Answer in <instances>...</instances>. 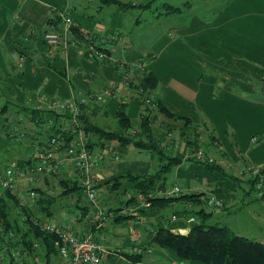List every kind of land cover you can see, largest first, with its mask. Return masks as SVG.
<instances>
[{
    "label": "crops",
    "instance_id": "crops-1",
    "mask_svg": "<svg viewBox=\"0 0 264 264\" xmlns=\"http://www.w3.org/2000/svg\"><path fill=\"white\" fill-rule=\"evenodd\" d=\"M201 8L208 12V16L197 15ZM183 9L190 14L188 22H164L168 29L162 36L146 42L149 34L143 31V22L138 17L128 16L132 9L102 6L99 0H0V107L6 104L13 108L11 112L7 108L3 118L8 121L4 128L0 127L4 134L0 137V147L7 149L4 154L0 153V169L31 158L47 140L48 131L43 125H34L31 115L22 111L23 107L30 109L39 96L68 102L84 92H102L121 81L119 64L147 58L146 69L158 82L151 96L170 113L188 118L198 127L207 125L212 128L216 140L211 142V148L223 157L218 163L220 173H203L207 178L204 185L217 189L224 186L226 191H222L230 194L236 187L249 192L246 180L238 175L239 168L244 164L264 166V0H190ZM52 16L60 18L57 31L66 30L64 16L72 20V28L79 33L104 38L109 46L108 54L115 63L89 60L82 40H77L78 34L72 32V28L71 35L66 36L68 46H48L43 37L52 31L47 26V20ZM153 18L159 21L172 17L158 15L157 11ZM112 36L117 39L110 40ZM21 58H24L23 62ZM130 94L119 84L105 104L88 108L91 120L100 110L105 114L104 108H107L112 113L121 104L131 120L138 118L142 109ZM257 95L255 100L249 98ZM192 106H196L202 116L195 114ZM20 116L26 118L18 125ZM14 126H19L24 135L21 141H13V144L8 134ZM227 128L235 135V141L230 138L231 143L223 137ZM26 138L31 141H25ZM252 138L256 141L252 142ZM9 142L10 145L5 146ZM176 143L174 156L182 161L172 170V184L193 170L183 157L188 148L182 150L181 142L177 140ZM131 165L135 166L134 163ZM100 171L107 177L124 173L109 164ZM198 186L179 188L182 193H201ZM129 188L128 184L116 191L102 187L99 203L109 208L126 207V201L131 199L127 197ZM3 193L0 190V198ZM79 196L76 200L74 196L62 198V207H67L71 199L74 210L86 214L89 204L86 200L81 204ZM182 206V202L173 201L167 206L137 211L135 217L106 223L99 230L89 229L81 221L73 225V229L77 232L94 231L105 247L114 251L102 256L103 264H201L179 260L170 250L147 244L161 224L173 233L186 231L188 224L184 217L177 215L178 219L171 221L175 212H183ZM167 209H170L169 217H166ZM34 211L45 221L59 216V222H62L65 214L68 215L67 211L58 215L51 209L52 215L47 217L36 208ZM135 220L139 223L135 224ZM138 245L153 252L151 255L142 254L133 262L128 257ZM2 251L0 245V256Z\"/></svg>",
    "mask_w": 264,
    "mask_h": 264
},
{
    "label": "built area",
    "instance_id": "built-area-1",
    "mask_svg": "<svg viewBox=\"0 0 264 264\" xmlns=\"http://www.w3.org/2000/svg\"><path fill=\"white\" fill-rule=\"evenodd\" d=\"M62 19L66 26L65 31H50L44 34L43 39L48 46L69 45V38L66 39V36L67 34L71 35L73 22L70 18L64 16H62ZM115 39H117L116 36H112L110 40L113 41ZM81 40L84 52L89 60L98 63H115L108 54L109 46L104 38L89 33L85 34ZM76 42L74 41L73 43ZM20 61L23 62L24 58H21ZM147 61V58H141L126 64H119L118 66L121 68L122 73L121 81L111 88L104 89L102 92L94 94L84 92L78 98H72L68 102L39 96L37 103L30 109L54 112L60 117L44 120L43 126L48 131L47 140L42 148L33 154V162L21 166L18 164L15 166L5 165L0 169V190L3 192L8 191L14 195L17 200L16 208L20 219L24 222L30 221L41 232L50 234L53 237L52 244L57 249L58 260L50 264H103L102 256L114 251H110L105 247L94 231L77 232L73 229V225L81 221L86 227H90L89 229L99 230L106 223L115 222L118 218L135 217L137 211L144 212L152 209V203L143 196L138 197L129 206L126 205V207L121 208H109L99 203L100 189L113 176L107 177L100 170L103 166L105 167L110 163H118L120 156L110 146H106L104 149L91 148V136L84 131L79 120L82 107L88 109L94 105L105 104L106 100L119 88V84L125 87L127 94H130L129 90H131L132 83L136 82L143 72L147 70ZM141 94L142 90L139 88L130 95L138 99ZM144 98L143 101L146 106L155 107L149 99ZM145 114L142 109L139 116H144ZM25 118L20 116L18 125L23 123ZM23 135L19 131V126H14L9 137L12 141L19 142ZM255 141L256 138H252V142ZM184 157L185 159L193 158L199 163L212 164L214 162V159L209 157L202 147H198L193 151L191 149L186 150ZM1 162L0 156V164ZM238 175L251 182L256 199L264 200L263 165L244 164L239 168ZM58 177L61 178L60 180H69L79 187V197L85 198L89 204V211L86 214L82 215L78 210H74V213L70 217L62 219V222H54L52 219L45 221L41 215L34 211L35 203L40 193L48 197H55L54 194L57 193L59 188L55 187L53 180ZM60 184L59 181V186ZM181 194V189L174 186L165 192H158L154 197L176 198ZM127 197L131 198L130 192ZM201 202L204 207L214 211H221L225 207V203L213 193L203 195ZM25 209H32L30 218L24 213ZM181 210L188 213L192 210V205L183 203ZM186 215L187 218L185 219L189 228V225L196 221V217L192 214ZM177 219L176 214L171 216V221H176ZM136 220L134 223L138 224L139 221ZM24 222H20V224H24ZM188 228L180 233L187 234ZM12 237H14L13 234L9 233L4 239L7 240ZM28 242L30 249L24 246L12 248L0 242L3 251L7 252V255L4 256L2 254L0 259L2 261L7 260L9 264H48L44 257L46 247L43 241L30 236ZM151 252L150 248L146 247L144 249L141 245H138L133 248L130 255L141 256Z\"/></svg>",
    "mask_w": 264,
    "mask_h": 264
},
{
    "label": "trees",
    "instance_id": "trees-1",
    "mask_svg": "<svg viewBox=\"0 0 264 264\" xmlns=\"http://www.w3.org/2000/svg\"><path fill=\"white\" fill-rule=\"evenodd\" d=\"M102 6L117 5L125 7L126 10L133 8H140L142 10H150L151 3L155 0H149L147 3L140 4H125L120 0H99ZM128 7V8H127ZM186 11L180 7L170 4H163L161 9L158 10V15L162 16H179ZM60 18L58 16H52L47 20V26L52 28V31L59 30ZM72 32L77 35V40H81L84 34L79 33L76 28H72ZM157 79L152 72L145 71L132 83L131 90L136 92L141 88L142 94L139 95V104L146 113L144 116H139L137 126L134 127L133 121L123 110L124 104L116 108L114 117L117 121V126L114 131L105 129L93 123L90 114L85 107H82V112L79 117L80 124L84 131L90 134V147L101 148L106 147L104 141L116 142L121 147L132 146L139 152L142 150L147 151L148 154L154 153L159 164L158 169L153 172L145 173H132L130 171L124 172L121 175L111 176L104 184L103 187H107L109 191L119 190L123 185H130L129 192L131 193V199H128L125 205H130L140 196L148 199L152 203V209L159 205L167 206L173 201H180L182 203H189L192 205V210L188 213L175 212L178 217L187 218L186 214H192L196 217V221L191 223L186 235L180 233H173L169 228L163 224L159 225L154 233L150 236L148 244L155 245L161 249L170 250L179 260L198 262L201 264H264V240L263 242L251 241L239 235H236L227 226H220L217 224H210L209 218L211 212L207 211L201 202L202 193H182L176 198H160L154 197L158 192H165L169 190L168 175L172 173L173 168L180 165L182 159L168 154L165 152L166 146L161 145V137L156 139L155 130L156 122L158 120L161 126L170 132L175 128L171 123L180 122L182 124V130L179 133V139L184 140V145L190 149L197 147V141L199 136L198 126L192 124V122L185 117L174 115L170 113L157 99L151 95L157 87ZM149 99L155 107L146 106L143 98ZM143 96V98H142ZM144 98V99H145ZM8 106L5 104L0 107V127L4 128L7 123V118H3L7 112ZM99 108H104L100 106ZM105 109V108H104ZM22 111L30 114L32 122L36 126L43 125L44 120L56 119L60 117L58 114L50 111L31 110L27 107H23ZM13 128V127H12ZM12 128L9 130L11 132ZM134 129V130H133ZM193 132L194 139H186L187 132ZM168 131V132H169ZM198 131V132H197ZM167 132V133H168ZM169 132V133H170ZM190 132L188 135H190ZM10 134V133H9ZM8 134V135H9ZM165 137V136H164ZM214 140V138H211ZM160 141V144L158 143ZM35 143V142H33ZM42 143V142H41ZM34 155L31 158L21 160L17 162L18 165H23L33 162ZM193 162V160H187ZM203 165L205 170L209 172L220 173V167L215 164L199 163ZM232 180H236L235 177H231ZM61 192L58 196L68 199L70 196H74L79 191V187L73 184L69 180H60ZM248 189L252 188L251 182L247 181ZM220 191V190H219ZM250 191V190H249ZM57 197H48L40 193L39 198L36 200V209L45 216L52 215V207L56 203ZM17 200L14 195L8 191H4L3 197L0 198V242L4 245H8L12 248H18L24 246L30 249L28 238L32 236L34 239H41L46 247L45 260L48 264L58 260L57 249L53 247V237L50 234L41 232L38 228L33 226L30 221L24 222L20 219L17 212ZM15 212V215H13ZM28 218L32 216V209H25ZM128 216L125 219H128ZM121 220L120 218L116 221ZM24 222V224H20ZM12 233L14 237H4ZM33 251V250H32ZM128 259L135 260L140 259L139 256H130Z\"/></svg>",
    "mask_w": 264,
    "mask_h": 264
},
{
    "label": "rangeland",
    "instance_id": "rangeland-1",
    "mask_svg": "<svg viewBox=\"0 0 264 264\" xmlns=\"http://www.w3.org/2000/svg\"><path fill=\"white\" fill-rule=\"evenodd\" d=\"M131 1V3L134 4H141V3H147L149 0H127ZM190 0H155L151 4L150 10H142L140 8H134L130 10L128 13V16L131 18H139L140 22H143V31L146 30V32L149 34V38L146 40H154L156 38H159L162 36V33L168 29V25H165L164 22H188L190 20V14L189 12H185L182 15H175V16H170L172 17L171 19H161L157 20L156 18H153V16L157 14V11L161 9V6L163 4H170V5H175V6H180L182 8L185 7V4L189 2ZM130 3V2H129ZM156 9H158L156 11ZM197 15L204 17L205 15L208 16V12L204 10V8H201L200 10H197ZM162 16V15H161ZM168 17V16H167ZM127 18V15H126ZM259 95L257 96H250L249 98L251 99H257ZM135 98V96H132ZM248 98V100H250ZM136 99V98H135ZM139 102V99H136ZM140 105V104H139ZM11 112L13 108L9 106ZM140 108L142 109L141 105ZM191 109L194 111L195 114L198 116H202V112L196 107L192 106ZM106 112L103 114V110H100L98 114H95L93 116V123L96 125L103 127L105 129L114 131L117 126V121L116 118L114 117L115 110H112V113L106 109H104ZM92 114V111H91ZM138 118H133V125L134 127L137 126ZM204 119V118H203ZM161 120H158L156 123V128L155 130L157 131L155 133V138L154 141L158 138L161 137V145L159 146H166V153L168 154H175V146H177L179 142V145L182 146V150L187 148L184 145V140L179 139V133L182 130V124L180 122H172L171 124L175 127L171 132L165 128H163L160 124ZM196 126V124H195ZM134 130V129H133ZM199 131V136H198V141L196 142L198 147H202L205 149L206 154H211L214 159V162L212 164L218 165L220 160L222 159L223 155L220 154V152L214 151L211 146V142L214 140H211V138H215L213 135L212 128H208L207 125H203L201 127H198L197 129ZM170 133H169V132ZM196 130H192V133L190 132V135H188L189 132L186 134V139H194L193 137V132ZM197 131V132H198ZM168 132V133H167ZM4 135L3 131L0 129V137ZM165 136V137H164ZM34 137V134L32 138ZM225 137L226 142L230 141L233 138L235 141V135L233 133V130L230 128H227L226 130V136L225 133L223 135ZM36 140V139H34ZM25 141H31V139L26 138ZM259 142L262 141V139L258 140ZM14 144V142L11 140ZM9 143H5V146L10 145ZM106 146L113 147L116 152L119 153L120 156V161L118 163H110L109 165H112L114 168H120L122 169V172H126L128 170H132V173H145V172H153L158 169V160L155 156L154 153L148 154L147 151L142 150L139 152L137 149L133 148L132 146H127V147H121L118 145L116 142H109V141H104ZM160 144V141L158 142ZM36 144V141H35ZM33 145V144H32ZM231 145V144H230ZM234 145V144H233ZM229 146V145H228ZM171 147V148H170ZM231 148V146H229ZM197 147H192L190 148L191 151L195 150ZM101 149V148H99ZM5 150H7L5 147H0V153L4 154ZM178 148H176V151ZM179 152V151H178ZM186 152V150L184 151ZM32 153V151H31ZM184 157V154H183ZM187 160H193V162L189 161L187 162V165L193 166V170L187 173V177H179V180L175 181L172 184V174L168 175V185L169 187H184L186 185H196L200 187V190L202 194L206 195L209 193L215 194L219 199H221L225 203V207L221 211H214L209 208H205L207 211L211 212V216L209 218V223L210 224H217L220 226H227L229 229H231L236 235H239L241 237H244L248 240L251 241H257L260 242L264 239V200L261 199H256L255 197V192L251 187H249L248 190L249 192H242L239 188H235L234 191L230 194V192H223L224 186H221L220 189H217L215 187L209 188L210 185L206 186L205 182H207V178L203 173H211L207 170H205L203 165H200L198 163H195V159L193 158H186ZM131 163H134L135 166L132 167ZM131 165V166H130ZM219 166V165H218ZM228 175V174H227ZM229 176H232V172L229 171ZM224 177V176H223ZM60 177L56 178L53 180L55 187L59 190H57V193H55V197H57L56 203L52 207V211L55 212L56 214L63 213L65 211L68 212L65 214L66 216L63 217L65 219L66 217H70L74 213V204L72 203L73 201L70 199L69 200V205L66 207H62V197L58 196L61 192V187L59 186V181ZM247 182V181H246ZM175 184V185H174ZM220 184V183H219ZM249 186V185H248ZM220 190V191H219ZM226 191V190H225ZM189 193V192H187ZM79 194L78 192L75 193L74 198L78 197ZM62 199V200H61ZM81 204L85 202V198L82 197L81 199ZM34 210V208H32ZM13 215H15V212H13ZM170 215V209L166 210V217H169ZM54 222H59L60 218L57 216L56 218H53ZM84 225V224H83ZM185 235V234H182ZM159 252V249H157ZM161 251V250H160ZM153 252V250H152ZM151 252V253H152ZM164 252V251H161ZM167 252V251H166ZM4 256L7 255L6 251L1 252ZM148 254V255H151ZM2 264H9L7 260H3Z\"/></svg>",
    "mask_w": 264,
    "mask_h": 264
}]
</instances>
